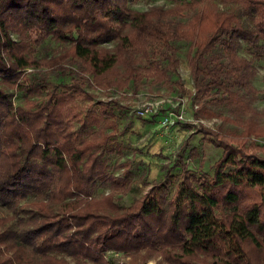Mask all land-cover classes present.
<instances>
[{"label":"trees","instance_id":"trees-1","mask_svg":"<svg viewBox=\"0 0 264 264\" xmlns=\"http://www.w3.org/2000/svg\"><path fill=\"white\" fill-rule=\"evenodd\" d=\"M130 2L0 0V264H264V155L238 145L264 138V111L254 105L264 85L253 83L254 61L264 57V0H176L146 10ZM48 38L61 49L40 57ZM175 41L191 44L201 109L220 116L206 104H226L223 118L242 131H210L205 139L223 149L213 175L186 172L169 209L163 179L124 205L119 195L132 182L103 159L116 115L107 101L98 109L80 98L95 97L86 82L106 90L131 82L138 90L144 77L169 82L179 65ZM73 64L69 82L53 83L45 71L65 75ZM14 89L26 92L23 102ZM97 180L110 190L94 193Z\"/></svg>","mask_w":264,"mask_h":264},{"label":"rangeland","instance_id":"rangeland-1","mask_svg":"<svg viewBox=\"0 0 264 264\" xmlns=\"http://www.w3.org/2000/svg\"><path fill=\"white\" fill-rule=\"evenodd\" d=\"M176 0H131L133 8L146 10L153 5L170 7ZM234 7L221 4V7ZM180 20H186L181 18ZM179 65L176 71L171 73L168 82H156L152 78L144 77L137 90L131 84L121 90L110 88L108 90L93 87L86 82V91L95 95L92 101L82 97L85 105H94L100 108L99 100L107 101L113 109L116 117L117 130L112 136L108 149L103 159L111 172H115L118 180H130L132 191L125 195H119V202L128 205L133 200L144 195L155 182H165V208L169 209V200L174 196L176 186L189 172L191 179H202L203 176H212L215 162L220 158L223 149L206 140L211 137L210 131L221 129L224 132H241L242 125L235 121L226 120L223 116H229V108L224 103H207L211 111L220 116H209L208 111L201 109V104L194 98V80L189 65L190 43L175 41ZM61 49V44L48 38L38 47L37 55L40 57L52 55ZM240 53L247 57L251 53L246 43H242ZM163 65L167 64L164 60ZM257 74L253 83L259 89L263 88L264 57L255 60ZM70 73L60 74L56 70H45L49 80L53 83L69 82L77 76L79 67L71 66ZM29 73L39 75L41 70L28 69ZM74 71V72H73ZM176 81H179L178 84ZM14 92L16 103L23 102L26 92L23 90H11ZM43 95L47 93L44 89ZM36 98V97H35ZM159 102V112L148 116H137L134 109L143 106L146 101ZM207 100H210L208 98ZM254 105L264 111V94L260 92ZM201 109V110H200ZM172 112V122L162 124L164 115ZM181 115V116H180ZM111 130V129H110ZM207 137V138H206ZM206 138V139H205ZM183 143H185L183 145ZM236 143V142H233ZM235 145V144H234ZM248 151H256L264 155V138H256L252 135L244 145L238 144ZM256 149V150H255ZM179 157L182 160L179 162ZM166 165V167H165ZM184 166V167H183ZM154 182V183H153ZM110 190L109 182L97 180L94 184V193L100 194ZM3 213V211H1ZM116 259L123 260L122 255H116ZM149 264H170L163 257H153Z\"/></svg>","mask_w":264,"mask_h":264},{"label":"built area","instance_id":"built-area-1","mask_svg":"<svg viewBox=\"0 0 264 264\" xmlns=\"http://www.w3.org/2000/svg\"><path fill=\"white\" fill-rule=\"evenodd\" d=\"M159 102L156 101H146L145 104H143V106L138 107L136 109H134V113L135 115L139 116H148V114H155L157 112H159ZM172 112H168V114L164 115L162 118V124L163 125H168L172 122L173 118H172ZM181 116V115H180Z\"/></svg>","mask_w":264,"mask_h":264}]
</instances>
